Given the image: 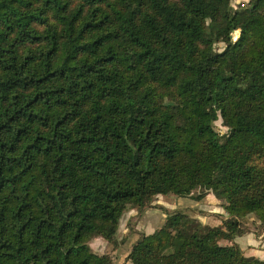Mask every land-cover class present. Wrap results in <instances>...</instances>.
Listing matches in <instances>:
<instances>
[{
    "label": "trees",
    "instance_id": "obj_1",
    "mask_svg": "<svg viewBox=\"0 0 264 264\" xmlns=\"http://www.w3.org/2000/svg\"><path fill=\"white\" fill-rule=\"evenodd\" d=\"M208 194L222 226L166 213L126 263L264 264L234 242L264 230V0H0V264H114L89 242L125 212Z\"/></svg>",
    "mask_w": 264,
    "mask_h": 264
},
{
    "label": "crops",
    "instance_id": "obj_2",
    "mask_svg": "<svg viewBox=\"0 0 264 264\" xmlns=\"http://www.w3.org/2000/svg\"><path fill=\"white\" fill-rule=\"evenodd\" d=\"M171 197L157 196L152 206L154 209H149L140 212L139 217H136L137 211L132 210L122 225L123 216L120 220L117 234L112 243H108L101 238H93L89 242V247L93 252L98 254H107L113 257L114 264H127L126 257L131 247L137 242L138 237L142 234L149 235L157 230L163 223L166 213L173 211H184V204L181 199H165ZM158 206V207H155ZM191 212L193 218L200 223L212 227L222 226L223 221L228 219L223 202L216 199L214 195L208 194L201 201L193 200ZM132 219L133 224L128 221ZM257 224H259L257 222ZM255 228V227H254ZM258 232V233H257ZM241 249L245 257H252L259 260H264V230L263 228L255 231H247L246 234L238 237L234 241ZM227 245V243H222Z\"/></svg>",
    "mask_w": 264,
    "mask_h": 264
},
{
    "label": "rangeland",
    "instance_id": "obj_3",
    "mask_svg": "<svg viewBox=\"0 0 264 264\" xmlns=\"http://www.w3.org/2000/svg\"><path fill=\"white\" fill-rule=\"evenodd\" d=\"M250 0H231V6L233 8H236L238 6H242V5H247L249 3ZM239 34V31H236L234 32L232 35H233V38H236ZM219 50H221L223 48V45H219L218 46ZM215 127L217 128V131L220 133V135H224L226 133V129L222 126L221 124V121L218 120L216 123H215ZM168 197H171L172 199H181L180 201H182V203L184 204V212L186 214H188L189 216H192V212H191V207H187V206H192L193 205V199L192 198H176L174 196H168ZM156 198V197H155ZM154 198V199H155ZM171 198H165V199H168L170 200ZM171 199V200H172ZM154 201V200H153ZM152 201V203H153ZM155 207H158V206H155ZM149 209H154V206H150L144 210H142L141 212L143 211H146V210H149ZM132 211V210H131ZM131 211H127L124 213L123 215V219L125 217V219L122 221V225L125 224V221L127 219V215L131 212ZM170 213V212H169ZM139 214L140 212L137 211V214H136V217H139ZM130 224H133V220L130 219L128 221ZM255 227V228H254ZM241 228L245 231H257V229H261L259 228V224H257V221H255V219L253 218V216H249L247 217L246 219H243V221L241 222ZM258 233V232H257ZM222 243H225V242H222Z\"/></svg>",
    "mask_w": 264,
    "mask_h": 264
}]
</instances>
